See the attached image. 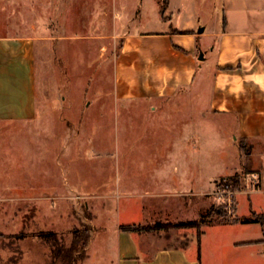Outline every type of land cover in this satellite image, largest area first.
Here are the masks:
<instances>
[{"label":"rangeland","instance_id":"obj_1","mask_svg":"<svg viewBox=\"0 0 264 264\" xmlns=\"http://www.w3.org/2000/svg\"><path fill=\"white\" fill-rule=\"evenodd\" d=\"M140 2L0 0V33L15 31V24L25 21L42 24L46 35L57 37L49 40L44 65L38 70L42 120L38 125L0 127L5 137L0 140V189L7 188L9 173L19 182L26 179L20 172L27 170L31 180L43 175L46 195L38 205L0 202V264H50V247L35 234L51 230L68 245L72 231L83 226L91 227L90 239L85 258L77 264H117L118 221L159 223L163 227L149 232L164 240L169 237L167 245L183 243L187 235L170 237L177 231L169 224L179 222L178 217L196 219L198 210L217 208L223 200L211 194L216 182L241 171L244 152L240 155L234 139L236 119L210 110L209 78L201 86L205 98L194 118L179 109L190 106V100H166L162 109H152L142 101L114 99L113 57L120 38L111 36L135 30V21H115L114 12H137ZM197 2L201 19L217 17L221 10V0ZM179 120H199L198 127L187 126L195 140ZM171 142L180 154H168ZM174 166L194 168V172L199 168V190L208 192L198 205L186 206L172 197L173 191L186 189L180 183L181 173L171 172ZM252 197L263 200L262 193ZM238 199L242 205L247 201L244 194ZM139 204L144 206L141 212ZM207 219L215 222L219 216L212 211ZM209 230L210 237L213 231ZM20 231L25 237L15 238ZM197 231L190 228L192 234Z\"/></svg>","mask_w":264,"mask_h":264},{"label":"crops","instance_id":"obj_2","mask_svg":"<svg viewBox=\"0 0 264 264\" xmlns=\"http://www.w3.org/2000/svg\"><path fill=\"white\" fill-rule=\"evenodd\" d=\"M220 3L218 16L206 20L201 19L197 0H165L164 4L159 0H141L137 12H114L115 21H135V30L111 36L120 38L113 57L112 95L116 100L145 102L152 109H162L166 100H190V106L179 109L186 117L191 114L194 118L205 98L201 86L209 78V108L236 119L234 139L240 145V155L244 152L240 156L241 171L226 177L239 176V187L243 189L247 187L246 177L257 173L258 189L237 194L232 221H215L210 227L204 224L199 236L190 232L193 227L173 228L177 232L170 237L187 235L179 244L167 245L169 237L164 240L159 234L120 229L121 224L141 225L143 220L118 221L117 264H264V220L243 221L264 215V0ZM103 16L107 17L108 12L104 11ZM200 27L202 32H198ZM14 28L15 31L0 33V127L15 123L38 125L42 120L38 70L44 65L49 40L57 38L46 35L42 24L21 21ZM179 121L191 133V140H195L193 129L188 131L187 126L198 127L199 120ZM4 138L0 133V140ZM180 139L186 138L181 135ZM170 147V156L180 154L174 142ZM170 169L172 173H181L180 183L186 187L184 191H173L172 197L182 199L186 206L193 202L198 205L208 192L199 190V168L196 172L182 166ZM11 173L7 188L0 189V202L38 205L37 201L46 198L43 175L40 180L39 176L31 180L29 172L22 170L20 173L26 179L18 182L13 181ZM215 178H210L211 185ZM261 193L263 200L252 197ZM240 194L247 197L244 205L238 199ZM184 196L198 198L190 201ZM142 209L144 206L139 204L138 211ZM199 212L197 218L202 213ZM178 219L180 222L195 218ZM211 228L213 235L209 237Z\"/></svg>","mask_w":264,"mask_h":264},{"label":"trees","instance_id":"obj_3","mask_svg":"<svg viewBox=\"0 0 264 264\" xmlns=\"http://www.w3.org/2000/svg\"><path fill=\"white\" fill-rule=\"evenodd\" d=\"M234 187L240 186L239 176L233 175L226 177ZM216 213L219 216L218 221H232L234 217L227 215L226 206L224 203L217 206V208H211L205 213H201L197 219L180 221L177 223L169 224L171 228L178 227H194L198 228L197 236L200 234L199 227L204 224H211V219H207L210 212ZM235 220V219H233ZM264 215H258L254 220L243 221H263ZM161 226L159 223L153 225H139V224H121L120 229L124 231H137V232H149L151 230L159 229ZM91 227L83 226L81 230L74 229L72 231V238L68 245H65L63 240L57 236V234L51 230L44 232H37L35 235L50 247V264H77L82 261L86 256V247L90 239ZM25 232L20 231L13 236L17 239L25 237Z\"/></svg>","mask_w":264,"mask_h":264},{"label":"built area","instance_id":"obj_4","mask_svg":"<svg viewBox=\"0 0 264 264\" xmlns=\"http://www.w3.org/2000/svg\"><path fill=\"white\" fill-rule=\"evenodd\" d=\"M249 185L248 188L241 189L240 187L232 186L231 182L225 177L216 182L211 194L217 197L218 199H222L223 203L227 209V215L230 217H234L235 210V196L241 191L257 190L258 185L260 183L259 177L257 173H250L248 175ZM251 186V187H250Z\"/></svg>","mask_w":264,"mask_h":264},{"label":"water","instance_id":"obj_5","mask_svg":"<svg viewBox=\"0 0 264 264\" xmlns=\"http://www.w3.org/2000/svg\"><path fill=\"white\" fill-rule=\"evenodd\" d=\"M202 31H203V28H202V27L198 28V32H202ZM199 58H200V59L203 58L202 53L199 54Z\"/></svg>","mask_w":264,"mask_h":264}]
</instances>
